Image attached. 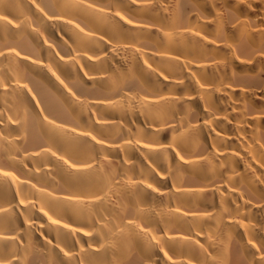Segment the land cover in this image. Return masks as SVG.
Instances as JSON below:
<instances>
[{
	"label": "bare ground",
	"instance_id": "bare-ground-1",
	"mask_svg": "<svg viewBox=\"0 0 264 264\" xmlns=\"http://www.w3.org/2000/svg\"><path fill=\"white\" fill-rule=\"evenodd\" d=\"M0 264H264V0H0Z\"/></svg>",
	"mask_w": 264,
	"mask_h": 264
}]
</instances>
